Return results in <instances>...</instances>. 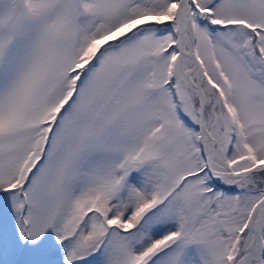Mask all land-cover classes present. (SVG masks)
Wrapping results in <instances>:
<instances>
[{"label":"snow or ice","instance_id":"obj_1","mask_svg":"<svg viewBox=\"0 0 264 264\" xmlns=\"http://www.w3.org/2000/svg\"><path fill=\"white\" fill-rule=\"evenodd\" d=\"M0 264H264V0H0Z\"/></svg>","mask_w":264,"mask_h":264}]
</instances>
